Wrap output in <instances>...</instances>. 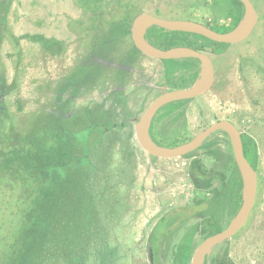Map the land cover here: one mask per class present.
Masks as SVG:
<instances>
[{"label":"rangeland","instance_id":"1","mask_svg":"<svg viewBox=\"0 0 264 264\" xmlns=\"http://www.w3.org/2000/svg\"><path fill=\"white\" fill-rule=\"evenodd\" d=\"M138 1L143 12L160 18L200 20L205 23H211L212 20L209 9L198 0ZM250 2L258 15L253 31L244 41L228 45L222 54L208 52L214 67V82L207 92L185 104L183 132L188 138H181L188 140L210 123L226 119L257 144L259 165L256 200L246 223L230 239L228 256L233 264H264V0ZM2 17H6V23L5 30L0 26V62L5 66L7 81L14 80L16 83V90L6 96L5 101L8 110L19 113L21 117L43 107L41 85L45 83L44 78L52 87V82L69 68L72 80L79 81L82 78V69H79V64L85 63L81 62L82 58L75 61L76 67L71 68L70 64L75 53L84 48L82 43L85 45V42L81 38L83 30L78 25L86 23L88 15L73 0H11L6 16L0 11ZM104 31L93 34V40L87 42L89 47L101 39L100 35ZM135 51L139 56L138 61L130 71L131 80L123 86L124 90H119V86L114 88L112 82L104 88L103 83H99V88L90 95L84 93L83 100L78 101L82 106L85 105L83 101L87 100L93 101L94 105L104 101L110 92L108 102L103 107H113V122L119 124L120 121H126L122 128L105 132V135L110 136H106L107 139L95 147L97 164L94 166L97 168L98 180L91 195L95 209L91 220L84 224L85 232L78 231L75 239L78 244L75 251H86L90 264H94L93 260L98 264L99 256L104 257V264H149L147 241L154 242L156 235L163 233L160 217L173 210L193 207L197 198L188 179L190 159L151 158L135 141L133 120L141 116L154 98L172 90L166 89L163 84V66L169 69L177 67L169 61L162 65L159 60ZM42 53L52 57L62 56L54 59L47 55L45 58ZM101 59L104 60L101 73L104 79L114 70L107 68V56ZM87 71L89 74L94 73V67L91 66ZM182 88L186 87L173 89ZM50 90L46 89V93L49 94ZM121 93L124 94L123 98ZM52 101L47 104L48 108L54 105ZM78 107L74 106V109ZM166 108L165 105L160 109L156 118L163 115ZM83 120L79 119L80 122ZM70 121L71 124L75 122L74 119ZM77 121L75 124L80 127ZM179 138V135L171 136L170 141L165 143L167 145L163 146H174ZM119 148H122V157L119 152L115 154ZM80 190L87 191L84 185ZM82 195L85 199V195ZM5 206L7 209L8 203ZM1 221L0 225L8 230V233H2L5 234L4 244H9L19 230V225L11 223L8 218ZM195 221L196 218L190 217L187 223ZM182 232L178 229L173 241ZM149 234L153 236L152 240L147 238ZM66 247L68 251L72 250L70 246L64 249ZM60 261V258L55 260Z\"/></svg>","mask_w":264,"mask_h":264},{"label":"trees","instance_id":"2","mask_svg":"<svg viewBox=\"0 0 264 264\" xmlns=\"http://www.w3.org/2000/svg\"><path fill=\"white\" fill-rule=\"evenodd\" d=\"M198 1L212 14L211 23H201L219 33L232 30L243 13V5L239 0ZM73 2L88 15L86 23L78 25L79 29H91L92 37L96 31L105 30L100 35L101 39L92 45L94 49L102 46L105 38L110 45L114 43V38H123V30L129 27L137 14L143 12L138 0ZM10 3L11 0L0 2V11L5 16L10 10ZM5 19L0 18V26L4 30ZM77 22L80 23L81 20ZM147 37L151 44L161 49L186 46L219 55L228 47L227 44L215 43L196 34L170 32L157 27L149 28ZM13 38L17 41V38ZM1 41L2 34L0 44ZM168 61L177 67L169 69L163 66L164 85L173 89L188 87L193 83L199 68L197 59ZM168 61L160 62L163 65ZM113 70L115 77L121 72L120 68ZM111 82L119 85L117 80ZM15 90L16 83L14 80L7 81L5 66L0 62V221L8 218L11 223L19 225V230L9 244H4L5 234H2L8 233V230L0 225V264H90L86 251H75L78 246L75 239L78 231L85 232L84 224L91 220L95 209L91 196L98 180L97 168L94 166L97 164L94 158L95 147L107 139L106 136H110L105 135L106 129H120L125 126L126 121L114 123L113 107L105 109L100 103L93 105L92 114L90 109L84 112V122L77 121L80 127L75 124L77 112L57 111L55 105L44 112L39 109L20 117L19 113L8 110L5 101V97ZM189 101L167 104L168 110L166 108L157 119L164 118L167 124H174L183 117L185 104ZM71 119L75 121L72 124ZM241 140L244 156L257 173V144L244 133H241ZM184 141L186 140L178 139L173 145ZM119 150L115 154L118 155L119 152L122 157V148ZM182 158L190 159L187 172L197 198L193 207L173 210L163 215L160 219L163 232L169 226L172 229L167 230L168 233L157 234L154 242H149L153 253L164 247L163 252L170 254L171 264H188L199 241L224 229L241 204L240 176L228 138L223 131L212 133L198 150ZM82 185L87 189L86 192L80 190ZM7 203V209H12V212L4 208ZM190 217L196 218V221L188 224L187 219ZM181 227L182 234L173 241L172 233ZM198 234L199 239L198 236L196 238ZM160 235H163L164 243L161 242ZM65 246L72 247V250L68 251L67 247L64 249ZM229 248L230 240L217 245L205 264H233L228 256ZM57 258L61 261L55 262ZM104 262V257L99 256L98 264ZM93 263L95 264L94 260Z\"/></svg>","mask_w":264,"mask_h":264},{"label":"water","instance_id":"3","mask_svg":"<svg viewBox=\"0 0 264 264\" xmlns=\"http://www.w3.org/2000/svg\"><path fill=\"white\" fill-rule=\"evenodd\" d=\"M243 5L242 16L230 31L219 33L201 22L181 19H165L146 12L137 14L131 21L130 36L134 48L148 58L168 61L179 59H197L198 73L193 83L186 88L168 90L154 98L141 116L134 121L133 132L137 145L149 156L163 159L181 158L200 148L203 142L214 132L223 131L230 145L233 160L241 181V204L227 226L221 231L201 240L191 253L188 264H205L212 250L219 244L229 241L246 223L256 200L258 178L243 153L241 132L230 120H217L210 123L194 136L175 146H163L152 140L149 128L153 117L167 104L191 100L207 92L214 82V67L207 51H197L186 46L161 49L148 42L144 35L151 27L170 32H183L202 36L220 44H235L244 41L253 31L258 15L250 0H239ZM149 263L153 264L152 249L148 248Z\"/></svg>","mask_w":264,"mask_h":264},{"label":"flooded vegetation","instance_id":"4","mask_svg":"<svg viewBox=\"0 0 264 264\" xmlns=\"http://www.w3.org/2000/svg\"><path fill=\"white\" fill-rule=\"evenodd\" d=\"M130 25H131V23H130ZM130 25L128 28L123 30V32L125 33V36L123 38H121V39L114 38L112 40L114 42V43H112V45H110L109 40L105 38L103 45L98 47L97 49H94L92 46L89 47V44L87 43V42L93 40V37H92L93 31L91 29H87V30L83 29V33L81 34L82 35L81 38H82V41L85 42V45L82 43V46L84 48H80L75 53L73 61L71 62L72 66L70 64L71 68L73 66L76 67L75 61L79 58H82L81 62H85V63L79 64V65H81L79 67V69L80 70L82 69L80 71L81 74H83L82 78L79 81H77L75 79L72 80L69 77V73H68L70 71V68L68 69V71L65 70V72L62 73L57 78V80L52 82V85H53L52 87L50 86L51 83L48 82L44 78L45 83H43L41 85V92H43V95H44L42 97V106L43 107L41 108V110H43V112L48 110L49 108H48L47 104H49L50 100H53L52 102L55 105V108L57 111L77 112V115L75 117L79 121V119H85L84 112H87L88 109H90L91 114H92V110H93V109H91L93 107V104H92L93 101H88V100L86 102L83 101L85 103L84 106L79 104L78 101L83 100L82 95L84 93H85V95H90L93 90L99 88V86H98L99 83H103L102 88H104V86L106 84H109V82H111V80L112 81L117 80V82H119V85H116L115 83L112 82V84L114 85V88L115 87L117 88V86H119L118 87L119 90H121V91L124 90L123 86H125L131 80L130 79V71L132 70V68L137 63L138 57H139L138 54L136 53V51H135L136 49L134 48L132 41H131ZM144 37L147 41L149 40L147 37V31H146ZM79 40H80V37L78 38V41ZM125 40H128V42H127L128 44L125 43ZM95 51H100V53L99 52L96 53ZM42 54L44 55L45 58L47 55L49 57H52L48 53H45V54L42 53ZM61 56H62V54L59 56H54L52 58L57 59L58 57H61ZM104 56H107V58H108L107 59L108 60L107 61V63H108L107 68H109L111 70L116 69V68L121 69V72L118 73L116 77L113 76V74H111L109 77L102 79L101 73L104 69V65H103L104 60L101 58H103ZM91 61L92 62L94 61V64ZM91 66L94 67V71H93L94 73L89 74L87 69H89ZM43 87H46V88L43 89ZM46 89L47 90L51 89L49 94L46 93ZM166 89H169V87L167 85H166ZM108 94H110V92L107 93L104 101L101 100L99 102L102 105V107L104 106L105 102L106 103L108 102V100H107ZM121 95L123 98L124 94L121 93ZM74 106H76V107L81 106V107L74 109ZM103 108L108 109L109 107L107 105L106 107H103ZM70 115H71V113H70ZM156 115L153 117V119L151 121V125L149 128V134H150V137L152 138V140L155 141L157 144L167 145L165 143L167 141H170L169 138L171 136H174V135H179V137H180L179 139L184 138V137L188 138V137H186L185 132H183V131H185L184 130V120H183L184 115L180 119L176 120L174 122V124H172V125L167 124V120L164 118L162 120L157 119ZM134 121L135 120H133V123H134ZM119 123H121V121ZM107 131L108 130L106 129L105 132H107ZM166 136H168L169 138H167ZM188 179H189V177H188ZM189 182H190V180H189ZM167 213H165L164 215H166ZM187 220L189 221V218ZM153 229H154V227L151 230L153 231ZM171 229H172V227L169 226V228L167 230H171ZM179 229H181L183 231V227H181ZM167 230H165L163 232V234L168 233ZM162 236L163 235H160V240L162 243H164L165 239ZM173 236H174V234L172 233L171 238ZM197 236L199 239L200 238L199 234L196 235V238H197ZM152 237L153 236L151 234H149V236L147 238L152 240ZM147 243L149 244V241H147ZM163 249H164V247L163 248L161 247L157 252H154V253H153V249H152L153 264H168L169 262L171 263L170 254L164 253ZM210 256H211V254L208 257H210ZM207 259H209V258H207Z\"/></svg>","mask_w":264,"mask_h":264}]
</instances>
